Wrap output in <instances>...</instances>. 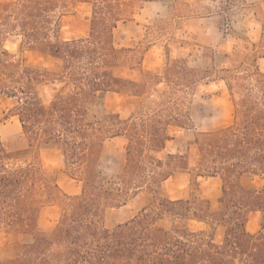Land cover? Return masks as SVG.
Returning <instances> with one entry per match:
<instances>
[{
  "label": "trees",
  "instance_id": "obj_1",
  "mask_svg": "<svg viewBox=\"0 0 264 264\" xmlns=\"http://www.w3.org/2000/svg\"><path fill=\"white\" fill-rule=\"evenodd\" d=\"M89 3L86 36L58 39L62 14ZM141 0H0V97L20 122L17 134L0 136V231L10 236V252L0 264H264V188L250 175H264V72L256 63L222 68L233 105L230 125L197 131L191 117L186 60L176 59L158 74L141 68V55L113 44L118 22L132 20ZM9 35L30 51L24 63L5 47ZM260 42L262 41V37ZM264 48V44L261 45ZM60 63L58 73L43 63ZM138 71V78L127 73ZM61 76V86L45 105L40 88ZM166 91L153 93L154 84ZM139 100L130 114L98 117L101 94ZM191 130L182 148L164 151L175 131ZM125 139V162L115 181L101 170L100 154L109 138ZM45 148L61 151L80 191L67 195L42 168ZM185 173L218 176L221 194L212 210L207 198L172 199L167 179ZM140 191L151 195L135 215L116 222L113 210ZM61 205L58 223L40 232L39 211ZM259 213L257 229H247ZM191 221L204 224L191 228ZM222 228L220 240L215 230Z\"/></svg>",
  "mask_w": 264,
  "mask_h": 264
},
{
  "label": "rangeland",
  "instance_id": "obj_2",
  "mask_svg": "<svg viewBox=\"0 0 264 264\" xmlns=\"http://www.w3.org/2000/svg\"><path fill=\"white\" fill-rule=\"evenodd\" d=\"M15 1V0H1ZM135 9L132 20L118 22L113 30V44L117 48L130 47L141 55V68L151 74L160 73L167 64L176 59L186 60L191 69L187 74L189 87L188 98L191 100V117L197 131H213L221 127L213 118L222 115L223 122L233 121V109L230 95L224 81L222 68H234L245 63H253L254 58L264 48V36L259 40L261 24L264 23V0H141ZM91 5L80 3L76 8L62 14L58 19V39L71 40L87 35ZM20 38L9 35L4 47L14 57L23 59L24 63L37 62L33 54L19 48ZM43 69L58 73L60 63L50 61L43 63ZM260 70L264 72V59L260 61ZM130 78H138V71L127 73ZM40 88V97L45 105L52 100L54 93L61 86V76H56ZM164 83L154 84L153 93L166 91ZM138 98L106 92L101 94L94 113L106 117L110 113H119L127 117L137 105ZM8 100L0 97V136L3 139L17 134L21 130L20 122L9 111ZM209 122V119H211ZM193 121V122H194ZM175 140L166 145L164 151L173 150L174 144L184 145L192 138L191 130H177ZM125 139L109 138L100 154L101 170L109 181H115L125 162ZM42 168L45 173L55 178L57 185L67 194L74 195L80 191L81 183L70 174L69 165L61 151L56 148L42 149ZM178 175V174H177ZM251 183L256 188H264V175H250ZM167 189L171 198L186 197L191 194L211 197L210 208L216 210L218 203L214 199L212 188L214 182L200 179L199 182L188 181L184 176H170ZM217 187V186H216ZM210 188V190L208 189ZM151 195L140 191L128 202L113 210L116 222L132 217L149 203ZM61 205L43 207L38 214L36 227L40 232L53 228L59 221ZM259 213L249 214L247 229L255 232ZM194 230L203 229L204 224L191 221ZM222 228L215 230L214 239L220 240ZM10 236L0 231V260L8 257Z\"/></svg>",
  "mask_w": 264,
  "mask_h": 264
},
{
  "label": "crops",
  "instance_id": "obj_3",
  "mask_svg": "<svg viewBox=\"0 0 264 264\" xmlns=\"http://www.w3.org/2000/svg\"><path fill=\"white\" fill-rule=\"evenodd\" d=\"M260 36H259V40H260V38H261V36L262 35H264V23L263 24H261V32H260V34H259ZM264 59V55L263 56H259V57H257V59H256V63H257V65L259 66V68H260V61L261 60H263ZM231 105H232V102L230 103ZM232 109H233V105H232ZM214 120H216L215 122H217V125L214 127V128H217V127H221V128H223V127H226V126H228V125H230L231 124V122H227V123H225V122H223L222 120H223V117H222V115H218V116H216V117H214L213 118ZM210 120H212V118L211 119H209V122H210ZM192 121H194V118H193V120ZM194 123H195V121L193 122V125H194ZM196 124V123H195ZM194 129H195V125H194ZM185 131H187V130H185ZM192 136H193V134H192ZM191 138H189L188 140H190ZM188 140H186V142L188 141ZM185 142V143H186ZM185 145V144H184ZM184 145H179L178 143H175L174 144V148H173V150H176V148L178 147V148H182ZM172 150V151H173ZM178 174V175H177ZM171 176H177V178H181V176H184L188 181H191L190 180V177H189V175H187V174H185V173H175V174H172ZM205 179L207 182H214V184H215V186L212 188V190H213V193H211L212 195H213V197H214V199L217 201V199H218V197L220 196V194H221V179L218 177V176H197V177H194L193 178V182H199V180L200 179ZM168 180V179H167ZM167 182V181H166ZM217 186V187H216ZM209 190H210V188H208ZM187 197V196H186ZM186 197H177V198H172V199H181V198H186ZM203 197H205V198H207L208 199V201H209V206L211 205V197L210 196H208V195H203ZM218 203V202H217ZM248 223L249 222H247V225H248Z\"/></svg>",
  "mask_w": 264,
  "mask_h": 264
}]
</instances>
